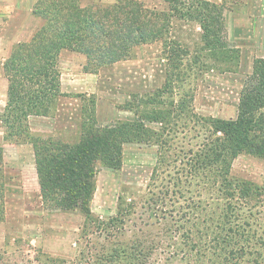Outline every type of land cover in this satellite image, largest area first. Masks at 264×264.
<instances>
[{
    "label": "rangeland",
    "instance_id": "rangeland-1",
    "mask_svg": "<svg viewBox=\"0 0 264 264\" xmlns=\"http://www.w3.org/2000/svg\"><path fill=\"white\" fill-rule=\"evenodd\" d=\"M32 1L0 0L5 78ZM202 1L218 7L217 38H205L198 20L174 19L171 41L138 47L98 73L85 72L86 57L61 54V78L78 75L89 89L60 97L47 120L32 119L29 127L54 131L37 136L74 141L85 116L134 123L141 135L124 143L120 169L97 166L90 215L46 209L35 178L0 169V264H264V159H231L228 182L220 162L205 159L223 136L210 131L211 119L237 118L253 65L264 59V0ZM3 95L0 78V116ZM1 129L7 138L0 120Z\"/></svg>",
    "mask_w": 264,
    "mask_h": 264
},
{
    "label": "trees",
    "instance_id": "trees-1",
    "mask_svg": "<svg viewBox=\"0 0 264 264\" xmlns=\"http://www.w3.org/2000/svg\"><path fill=\"white\" fill-rule=\"evenodd\" d=\"M194 1L164 0L169 7L166 10L148 6L142 0L88 6H83L81 0L37 1L32 14L42 20V25L30 41L14 47L4 64L9 86L0 120L6 127L7 139L18 141L25 136L33 144L40 196L46 209L90 215L97 166L120 169L124 143L141 135L134 123L103 126L93 116L82 118L74 141L63 133L30 135V119L51 117L59 98L67 96L60 90L61 54L69 51L86 57L85 72L98 73L129 60L138 47L171 41L174 19L198 20L205 38H217L215 22L221 20L215 12L218 7L202 0H197L196 6ZM181 52H174L175 57ZM210 131L223 136L218 137L220 144L213 146L205 159L210 165L220 162L227 182L231 159L242 153L264 159V59L253 65L237 118L211 119ZM1 157L0 150V164Z\"/></svg>",
    "mask_w": 264,
    "mask_h": 264
},
{
    "label": "crops",
    "instance_id": "crops-1",
    "mask_svg": "<svg viewBox=\"0 0 264 264\" xmlns=\"http://www.w3.org/2000/svg\"><path fill=\"white\" fill-rule=\"evenodd\" d=\"M38 0H33L28 8V20L26 23L23 24V26L18 31L17 37L14 39V42L16 43H22V42H28L32 39L38 28L42 25V20L39 18H36L33 16L32 11L37 3ZM19 9V7H18ZM66 52V51H65ZM64 55V53H62ZM66 56H70L68 53L65 54ZM76 56V54L72 55ZM70 64L71 62L68 61ZM98 76V74H86V76ZM71 76L70 79H65V77ZM78 76V75H77ZM74 76L73 74H63L61 78V94H77V92H83L85 90H88L89 87L85 86L87 84L86 79H81V77ZM0 78L2 83H5V99L8 97V78L4 77L2 74H0ZM88 80V79H87ZM5 104H7V100L5 101ZM6 105L3 109H5ZM3 111V110H2ZM46 119L47 117H33L30 119V122L32 119ZM29 122V125H30ZM46 123V122H45ZM44 125H48L49 123ZM48 127V126H46ZM3 130V131H2ZM37 132H51L54 131L50 129H37L30 126V135L31 136H37ZM4 129L0 130V135H3V138L0 137V150L2 152L1 157V164L0 169L9 170L11 172H21L22 175L27 176L28 178L36 179L37 185L39 186V192H40V184H39V178L36 168V157H35V151L33 144L27 140H16V139H7L4 137L5 135ZM9 164V165H8ZM10 166V168H8ZM23 166H26L27 170L24 171ZM22 168L23 171L20 170ZM3 203V200L1 201Z\"/></svg>",
    "mask_w": 264,
    "mask_h": 264
}]
</instances>
